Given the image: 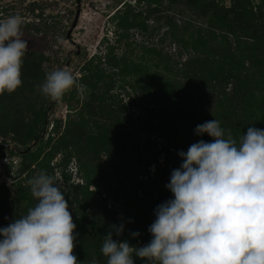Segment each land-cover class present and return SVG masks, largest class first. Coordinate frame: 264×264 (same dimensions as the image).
Wrapping results in <instances>:
<instances>
[{
  "label": "rangeland",
  "instance_id": "obj_1",
  "mask_svg": "<svg viewBox=\"0 0 264 264\" xmlns=\"http://www.w3.org/2000/svg\"><path fill=\"white\" fill-rule=\"evenodd\" d=\"M14 14L28 51L22 85L0 95V228L35 206L28 181L46 172L76 224L73 254L107 264L113 225L115 241H151L179 153L213 140L197 125L218 120L237 141L264 130V0H0V19ZM56 69L86 89L47 98Z\"/></svg>",
  "mask_w": 264,
  "mask_h": 264
},
{
  "label": "clouds",
  "instance_id": "obj_2",
  "mask_svg": "<svg viewBox=\"0 0 264 264\" xmlns=\"http://www.w3.org/2000/svg\"><path fill=\"white\" fill-rule=\"evenodd\" d=\"M20 14L0 19V95L22 85L28 44ZM83 92L67 69L46 74L44 96L58 101L72 90ZM200 140L179 153L183 162L167 185L174 199L156 209L151 241L132 247L113 240L123 225L103 238L107 264H264V130L249 127L239 141L212 119L196 126ZM38 201L26 215L0 228V264H80L73 254L77 235L69 203L54 175L40 172L28 181ZM133 237L139 233H133Z\"/></svg>",
  "mask_w": 264,
  "mask_h": 264
},
{
  "label": "trees",
  "instance_id": "obj_3",
  "mask_svg": "<svg viewBox=\"0 0 264 264\" xmlns=\"http://www.w3.org/2000/svg\"><path fill=\"white\" fill-rule=\"evenodd\" d=\"M233 106H235V107H236V106H237V103H236V104H234ZM263 123H264V122H263ZM90 262H91V261H90Z\"/></svg>",
  "mask_w": 264,
  "mask_h": 264
}]
</instances>
